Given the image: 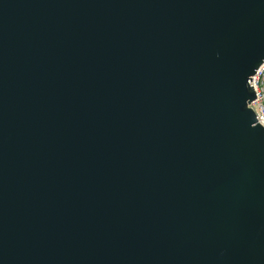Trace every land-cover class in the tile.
<instances>
[{
	"label": "water",
	"instance_id": "95a60500",
	"mask_svg": "<svg viewBox=\"0 0 264 264\" xmlns=\"http://www.w3.org/2000/svg\"><path fill=\"white\" fill-rule=\"evenodd\" d=\"M264 0H0V264H264Z\"/></svg>",
	"mask_w": 264,
	"mask_h": 264
},
{
	"label": "built area",
	"instance_id": "2783aa9c",
	"mask_svg": "<svg viewBox=\"0 0 264 264\" xmlns=\"http://www.w3.org/2000/svg\"><path fill=\"white\" fill-rule=\"evenodd\" d=\"M249 79L248 86L252 87L255 98L248 108L254 113L256 124L264 128V61Z\"/></svg>",
	"mask_w": 264,
	"mask_h": 264
}]
</instances>
